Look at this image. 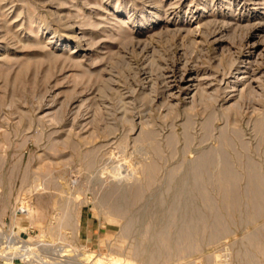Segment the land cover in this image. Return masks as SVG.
I'll list each match as a JSON object with an SVG mask.
<instances>
[{"label":"rangeland","instance_id":"rangeland-1","mask_svg":"<svg viewBox=\"0 0 264 264\" xmlns=\"http://www.w3.org/2000/svg\"><path fill=\"white\" fill-rule=\"evenodd\" d=\"M3 224L84 264H264V0H0Z\"/></svg>","mask_w":264,"mask_h":264},{"label":"built area","instance_id":"built-area-1","mask_svg":"<svg viewBox=\"0 0 264 264\" xmlns=\"http://www.w3.org/2000/svg\"><path fill=\"white\" fill-rule=\"evenodd\" d=\"M0 226V264H73L77 250Z\"/></svg>","mask_w":264,"mask_h":264},{"label":"bare ground","instance_id":"bare-ground-1","mask_svg":"<svg viewBox=\"0 0 264 264\" xmlns=\"http://www.w3.org/2000/svg\"><path fill=\"white\" fill-rule=\"evenodd\" d=\"M77 257H78V255H77ZM78 260L79 259H77V262H75L73 264H84V263L79 262ZM89 262H93V264H105L104 258L101 255L93 256L91 259H89ZM67 264H69V263H67Z\"/></svg>","mask_w":264,"mask_h":264}]
</instances>
